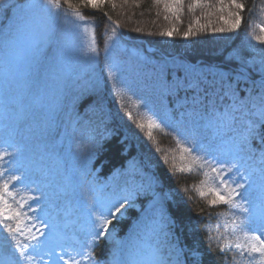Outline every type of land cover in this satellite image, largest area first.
Returning <instances> with one entry per match:
<instances>
[{"label": "trees", "instance_id": "1", "mask_svg": "<svg viewBox=\"0 0 264 264\" xmlns=\"http://www.w3.org/2000/svg\"><path fill=\"white\" fill-rule=\"evenodd\" d=\"M171 2L105 0L101 8H82L81 12L86 20L95 23L97 45L103 46L108 38H114L127 51L142 56L135 63L137 71L146 86L157 92L167 120L177 126L202 121L214 136L215 129L209 126L212 107L223 110L232 102L224 95L227 88L221 90V82L225 86L231 83L239 99L248 97L254 87L258 89L264 76V45L254 38L261 34L255 26L264 24V0H237L244 4L243 11L231 6L232 0H200L203 6L190 11L194 0H182V7L175 14L165 9V4ZM60 11L71 12L63 3ZM238 11L240 26L231 30L235 21L232 13ZM189 28L191 32L185 38ZM167 32L172 35L161 34ZM89 101L74 107L68 123L77 125ZM99 102L105 108L104 123L109 136L96 148L89 165L82 168L66 152L51 146L43 151L42 161L33 171L35 175L44 178L60 164L63 187L72 197L83 230L88 226V206L94 199L115 200L132 193L131 206L109 225L112 239L127 243L124 259L129 264L146 259L149 247L156 242L145 227L146 210L151 209L154 196L162 200L165 211L176 221L174 239L178 238L184 249V264H194L193 253L201 264H221L215 242L210 245L208 239L209 234L221 233L218 209L195 192L196 179L169 175L166 162L157 164L155 170L145 167L132 128L112 115V107L104 98ZM251 118L258 122L256 116ZM60 125L52 133L54 136ZM258 133L264 136V125L258 126ZM261 149L264 144L259 141L257 155ZM137 231L141 233L139 238L134 235ZM108 253L107 243L100 239L94 250L96 259L103 262ZM227 257L231 260L230 251Z\"/></svg>", "mask_w": 264, "mask_h": 264}, {"label": "rangeland", "instance_id": "2", "mask_svg": "<svg viewBox=\"0 0 264 264\" xmlns=\"http://www.w3.org/2000/svg\"><path fill=\"white\" fill-rule=\"evenodd\" d=\"M39 2L40 0H6L9 6ZM6 11L8 17L15 14L14 7L0 8V27L7 23ZM64 13L59 10L52 18L44 16L47 27L45 35L37 37L25 33L10 49H6L0 40V154L5 150L10 153L0 159V171L6 174L0 177V183L7 179L8 175L21 177L9 182V190L17 193V200L20 196L25 197V205L20 209L24 213L20 218L21 230L27 234L30 229L31 233L44 243V247L36 256L35 264H63L62 261H57L55 255L49 257L46 253L56 245H63L71 251L78 246L77 242L85 238V233L70 193L63 187V169L60 164L44 178H38L33 171L41 163L43 151L51 146L55 150L61 149L66 152L68 157L82 168L89 165L96 148L109 136L104 123L105 108L99 102L102 98L111 105L112 115L122 124L132 128L134 139L139 144L143 165L155 170L157 164L168 163L169 175H186L196 179L194 187L198 194V188L207 191V186L212 181L193 164L192 156L181 152L176 144V140L180 138L178 134H194L205 145L218 143L213 141V135L204 127L202 121L194 120L177 126L167 120L163 116L157 92L146 86L137 71L135 63L142 59V56L134 51H127L116 39L108 38L105 42L109 48L108 63L119 67L118 76L130 89L125 92V96H130L131 101L126 98L125 107L132 111L134 118H138L137 113L143 112L144 109H136L132 101L139 102L143 98L167 126L165 132L154 130L155 141L149 140L133 121L128 120L120 108L113 82L109 79L105 67V44L103 46L96 44L99 59L94 64L83 54L87 52L84 42L89 37L83 33L82 27L79 30L74 29L72 23L82 26L86 24L94 34V21L81 22L70 12L67 16ZM34 14L44 15L38 11ZM66 20L69 23H65ZM33 40L39 41L37 47L32 46ZM88 100L90 101L86 104L85 113L75 125L79 131L74 140L73 124L68 123L67 117L74 107ZM58 123L62 125L59 126V133L54 136L52 133L56 131ZM244 133L245 126L241 121L232 132V136L238 138ZM77 143L83 147L78 149ZM258 145L259 139H253L251 149L256 154ZM157 148L160 150L157 151ZM196 154L194 152L192 155ZM189 165L193 166L191 172L187 170ZM182 167L185 169L183 172L180 171ZM206 170L205 168L204 171ZM230 177L231 173L225 176V179ZM202 181H206V184H202ZM202 198L208 202L212 197L209 194ZM9 202H12L11 198ZM211 206L218 209L217 218L221 233L226 229L230 230V223L225 222L231 220L234 210H230L227 205ZM8 223L15 224L14 221ZM6 237L7 233L0 225V261L7 256L3 246ZM19 239L22 244L29 243L22 235ZM100 239L107 243L109 251L113 248L112 237L105 235ZM53 240L56 244L51 243ZM229 251L232 257L238 253L236 249ZM237 258L239 259L238 256ZM108 260L109 253L105 262L100 264H107Z\"/></svg>", "mask_w": 264, "mask_h": 264}, {"label": "snow or ice", "instance_id": "3", "mask_svg": "<svg viewBox=\"0 0 264 264\" xmlns=\"http://www.w3.org/2000/svg\"><path fill=\"white\" fill-rule=\"evenodd\" d=\"M62 3L71 11V15L76 20L83 22L86 17L82 14L81 9L101 8L105 0H79V3H73L72 0H40L39 3L16 6H9L6 0H0V8H15V14L12 17H8L7 11L5 12L7 23L0 27V40L3 41L4 47L6 49L14 47L25 33L37 37L45 35L47 27L44 16L52 18L57 15L62 8ZM201 6L203 5L200 0H194V3L189 5V10ZM231 6L240 11H243L245 7L244 4L237 3V0H232ZM113 7H115L114 4ZM181 7L182 0H172L171 3L165 4V9L174 14ZM37 11L44 15H35L34 13ZM64 15L67 16L68 12H65ZM232 15H235V21L231 24V30H235L240 26L241 16L239 11ZM165 18L167 19V17ZM65 23H69V21L66 20ZM72 27L76 30L83 28V33L89 37L84 42L87 52L83 54L90 63H96L99 59V50L92 30L86 24L82 26L72 23ZM255 27L261 34L255 35L254 38L258 43L264 45V24H257ZM218 31H224V29ZM190 32L191 28L184 34L185 38ZM113 34H115V29H113ZM161 34L171 36L172 32ZM38 43V40H33L32 46L37 47ZM104 53L105 67L108 70L109 79L113 82L121 110L128 120L133 121L140 131L146 134L149 140L155 141L154 130L165 132L167 126L143 98L139 102L132 101L136 109H144L143 112L137 113L138 118L133 117L132 111L126 108L124 103L126 98L131 101L130 96H125V92L130 89L125 81L118 76L119 67L108 63L109 48L107 44H105ZM225 87L227 91H224ZM221 90L224 91L225 97L232 102L223 110L212 107L213 120L210 121L209 126L215 129L213 141H218V143L205 145L196 135L188 133L178 134L180 138L176 140V144L182 153L192 156L193 164L198 166L203 175L212 181L207 186V191L203 188L197 189L199 195L205 197L210 194L212 197L208 201L210 205H227L230 210H234L231 220L225 222L226 224L230 223V230L226 229L225 232L218 233L216 236L209 234L208 237L210 245L214 241L221 254V264H264V149H261L259 155L251 149L253 139H259L260 143L264 144V136H261L257 131L258 126L264 125V76L261 78L258 89L254 87L246 98L237 99V89L231 83L225 86L221 82ZM257 92L258 94L253 95ZM205 95L207 96V89H205ZM205 108L207 111V105ZM251 116H256L258 123L253 121ZM241 121L244 122L245 133L238 138L233 137L232 132ZM78 131L74 124L72 130L74 140L77 138ZM81 147L83 145L77 143V148ZM159 150L157 148V151ZM194 152L197 154L192 155ZM7 155L10 153L5 150L3 154H0V159ZM223 157H227V159ZM181 158L183 159V156ZM165 159L167 158L165 157ZM205 168L206 171H204ZM187 170L191 172L193 166L189 165ZM180 171L183 172L185 169L182 167ZM229 173H231L230 179H225ZM5 175V172L0 171V177ZM17 179H21V177L8 175V178L0 183V225L7 233V237L3 241L7 256L3 261H0V264H22V262L35 264L36 256L44 247V243L31 233L30 229L27 234L21 230L20 218L24 213L20 209L25 205V197L20 196V199L17 200V193L9 190V182ZM201 183L206 184V181ZM9 198H11V203ZM36 198L38 199V197ZM131 198L132 193L115 200L94 199L88 206V226L83 230L85 238L77 242L78 246L71 251L63 245H56L46 255L49 257L55 255L57 261H62L63 264H100L94 255L95 247L101 237L113 235L109 225L117 219L118 215L121 217L124 215L126 208L131 206ZM9 221H14L15 224L8 223ZM145 222V227L149 229L156 242L149 247L146 259L139 261L138 264H184V249L179 246L178 238L174 239L173 229L176 226V221L165 211L162 200L155 196L151 209L146 210ZM140 234V231H137L134 235L139 238ZM21 235L29 243L22 244L19 239ZM9 240L11 244H9ZM33 241H35L34 244ZM51 243L56 244L55 240ZM112 243L113 248L109 251L107 264H129V261L124 259L128 251L127 243L115 240L114 237ZM231 249L238 250V253L229 260L227 252ZM193 261L194 264H201L196 253H193Z\"/></svg>", "mask_w": 264, "mask_h": 264}]
</instances>
